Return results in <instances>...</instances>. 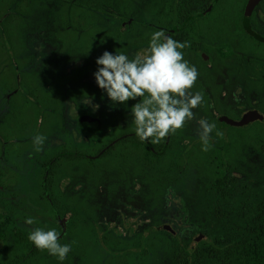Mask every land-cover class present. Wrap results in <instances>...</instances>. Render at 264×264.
I'll list each match as a JSON object with an SVG mask.
<instances>
[{"label": "flooded vegetation", "instance_id": "1", "mask_svg": "<svg viewBox=\"0 0 264 264\" xmlns=\"http://www.w3.org/2000/svg\"><path fill=\"white\" fill-rule=\"evenodd\" d=\"M219 1L199 14L211 0H160V15L148 14L143 17L146 21L115 10L109 16L70 15L67 18L75 22L61 31H53L52 16L44 13L16 18L13 59L0 50V58L4 55L6 61L0 65L5 66L0 71V161L14 173L13 186L0 174V264L9 259L5 254L18 253L28 245L26 239L34 229L25 223L26 216L36 214L61 215L60 220L71 216L58 232L60 241L77 243L79 264H121L131 261L133 253L137 261H147V256L139 257V244L133 249L126 246L136 238L157 232L160 236L165 228L158 226L168 219L162 214L164 201H160V189H153L160 182V160L168 157L162 153L202 149L200 127L191 126L199 119L214 123L224 134L217 137L213 131L210 150L227 148L232 127L245 130L261 120L244 126L221 125V119L242 120L245 111L261 110L264 41L244 25L249 0L241 15H212ZM263 3L250 16L252 30L261 36L264 16L256 12ZM100 17L108 19L104 24L108 30H100L94 20ZM83 20L89 23H78ZM160 30L178 42H190L180 51L198 70L191 92L202 93L203 103L193 110V120L153 145L135 135L131 106L140 98L113 104L98 85L92 92L87 87L94 83L90 78L95 80L96 58L105 50L124 53L129 59L145 55L152 34ZM35 36L46 38L52 46L46 65L35 62ZM36 134L47 137L40 152L34 150ZM138 166L141 174H137ZM57 167L61 174L54 173ZM185 195L176 200L181 211L190 213L197 199L194 192ZM73 215H80L78 239L63 240L71 236ZM203 240L212 243L202 238L190 248ZM45 251L37 256L34 248L23 259L27 264H43ZM155 259L160 263L159 255Z\"/></svg>", "mask_w": 264, "mask_h": 264}, {"label": "trees", "instance_id": "2", "mask_svg": "<svg viewBox=\"0 0 264 264\" xmlns=\"http://www.w3.org/2000/svg\"><path fill=\"white\" fill-rule=\"evenodd\" d=\"M138 8L149 9V14H159L160 0H0V50H5L13 59L16 18L23 14L52 16L50 24L53 31H61L62 27L75 22L67 18L70 15L109 16L113 10L121 15H132L131 10ZM78 23L89 22L83 20ZM99 23L100 30H108L104 26L108 19ZM22 37L26 39L27 35L22 34ZM260 91V107L264 112V66H261ZM232 129L236 132L229 135L226 149L207 152L202 149L167 150L162 153L168 156L160 160V201H164L162 214L169 218V213L164 212L166 207L178 210L182 218L177 220L179 217L176 214L173 217L175 224L181 225L177 234L166 228L160 231V263L155 259L157 254L146 248L142 251L143 256L139 257L147 256V261H137L133 253L131 264H264V120L246 126L245 130L242 127ZM248 168L251 172H247ZM54 173L61 174V168L57 167ZM137 174H141L140 166ZM200 179H203V185L198 191L195 184ZM190 192L205 195L206 209L201 221L207 227L199 232L207 230L212 236V243L203 240L193 250L186 240L196 230L187 223L190 213L181 211L176 200L178 196L185 198V194ZM196 199L199 197L196 196ZM79 217L73 215L69 225L74 240L78 239ZM14 237L18 238L17 235ZM26 243L28 245L18 249V253L5 254L10 257L4 260V264H27L24 254L30 256V250L34 248L37 256L42 252L29 239ZM73 247L76 251L77 243Z\"/></svg>", "mask_w": 264, "mask_h": 264}, {"label": "clouds", "instance_id": "3", "mask_svg": "<svg viewBox=\"0 0 264 264\" xmlns=\"http://www.w3.org/2000/svg\"><path fill=\"white\" fill-rule=\"evenodd\" d=\"M186 47H190V42H178L160 30L152 34L145 55L129 59L124 53L105 50L96 58L95 82L113 104H127L130 99L140 98L131 106V116L136 126L135 135L142 142L159 144L193 120V110L203 103L202 93L191 92L198 70L184 59L180 50ZM198 124L202 150L207 152L212 147L213 131L217 137L224 134L207 120L200 119ZM46 139L43 134L33 136L34 150L42 151ZM25 223L33 225L35 218L28 217ZM60 235L54 228L36 227L28 239L62 262L71 251V245L61 244Z\"/></svg>", "mask_w": 264, "mask_h": 264}, {"label": "rangeland", "instance_id": "4", "mask_svg": "<svg viewBox=\"0 0 264 264\" xmlns=\"http://www.w3.org/2000/svg\"><path fill=\"white\" fill-rule=\"evenodd\" d=\"M244 2H245V0H220L219 4L217 5V8L212 13V15H216L220 12H223V13L226 12V14L241 15ZM131 11H132V16H135L139 21H146V19L143 17L147 16L150 13L149 9H143L142 10L140 8L135 9V10L132 9ZM256 13L264 16V3L259 7V11H257ZM150 15L157 16V15H160V13L159 14H150ZM94 16H96V15H94ZM94 20L96 22H101L102 18L100 17L99 19H94ZM153 20L157 24L160 23V19H153ZM261 20H262L261 25L264 27V18ZM78 27H79V24H78ZM96 29L99 30L98 27ZM34 38L36 40V44H35V42H34V44L38 47L37 55L35 57V62L39 63V64H45L46 65L48 62H45L44 60L52 52V46L47 41V39L44 37L35 36ZM86 38H88V37H86ZM41 43H43L42 49L39 48V44H41ZM260 50H261V55H264V44H261ZM52 57H53V55H52ZM4 58H5L4 55L0 58V65L6 64V61ZM4 67L5 66H1L0 71H2ZM90 80H93L94 83L92 85H90L89 87H87V89L90 92H92L95 89V87L97 86V84L93 78H90ZM102 93H105V92L102 90ZM261 98H262V95H261ZM260 109H261V107H260ZM198 121L196 123H198ZM196 123L193 122V125H191V126H193V127L199 126ZM229 131H230L229 132L230 136H232V134L235 133V130L232 128L229 129ZM38 158H39V156L37 157V159ZM248 169L249 170L247 172H251V169L250 168H248ZM0 174H1L2 179L4 176V179L7 183V185L13 186V183H14L13 175H14V173L11 169L8 168L7 164L3 163V161H0ZM206 180H208V179H206ZM202 185H203V179H200L198 181V184H195L196 189H198V191H200L199 189H201ZM153 189L154 190L160 189V183L156 181ZM195 195L197 197H199V199L196 200V202L191 206V209H190V216L191 217H189V219L187 220V223H190L189 226L192 227L193 229H195L196 232L191 233V235H188L186 241L189 243L199 241L202 238H207V239L212 238L211 232H209L207 230L205 232H199L201 229H204L207 227V224H205L201 221L202 216H203L205 209H206V206L204 204L205 195L202 192H199V193L196 192ZM164 212L165 213L168 212L170 216L165 221L160 222V224L158 226H160V228H164V227L167 228L168 227L173 233L177 234L179 231L178 229H179L181 224H177V223L175 224L173 216H174V214H176V217H179L177 220H180V218H182L181 213L178 210L172 211L168 207H166V210H164ZM28 217L35 218V223L33 225H30L33 229L36 227L43 228L45 230L54 228L57 231L60 230V225L64 224V226H67L69 224L70 218H71L70 215L69 216L67 215L64 217L63 220H60V219L54 218L52 215H45V214H36V215L26 216V219ZM70 235H71V233H70ZM71 237H72V235L68 236L67 238L61 237V239L67 240ZM60 243L66 244L62 240L60 241ZM135 246L140 248L139 255H142V251L145 250L146 248H150V250L153 254H157L160 256V237H159L158 232L151 234L149 236L143 237V238H136L133 240V242L130 245H127L126 247L133 249ZM41 258H42L43 264H79V261L77 259V252L75 251L73 246H71V251L68 253L67 258L62 262L59 261L56 256L50 255L47 252V250L44 252V254L42 255ZM133 261L134 260L129 261V264H131ZM97 264H104V262L99 261V263H97ZM206 264H217V263L209 262Z\"/></svg>", "mask_w": 264, "mask_h": 264}, {"label": "water", "instance_id": "5", "mask_svg": "<svg viewBox=\"0 0 264 264\" xmlns=\"http://www.w3.org/2000/svg\"><path fill=\"white\" fill-rule=\"evenodd\" d=\"M217 1L218 0H211L208 8L199 14H205L206 12L210 11L214 7V5L216 4ZM260 1L261 0H249L247 7H246V10H245V23H244V25L250 33L254 34L257 38L264 41V36H261L257 33H254V31L251 28V24H250V16H251L254 8L256 7V5ZM176 29L177 28H174L173 30H176ZM256 119L264 120V113L261 110H257V111H253V112L249 111V110L245 111L243 114L242 120H234L232 118H228V119L224 118V119H221L220 122H221V125L224 127L234 126V125L244 126V125L251 123L253 120H256Z\"/></svg>", "mask_w": 264, "mask_h": 264}]
</instances>
